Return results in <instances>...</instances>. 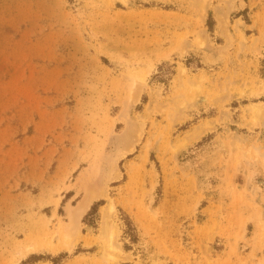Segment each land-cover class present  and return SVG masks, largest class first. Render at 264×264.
I'll return each instance as SVG.
<instances>
[{"label":"rangeland","instance_id":"obj_1","mask_svg":"<svg viewBox=\"0 0 264 264\" xmlns=\"http://www.w3.org/2000/svg\"><path fill=\"white\" fill-rule=\"evenodd\" d=\"M255 105L264 0H0V264H264Z\"/></svg>","mask_w":264,"mask_h":264},{"label":"bare ground","instance_id":"obj_2","mask_svg":"<svg viewBox=\"0 0 264 264\" xmlns=\"http://www.w3.org/2000/svg\"><path fill=\"white\" fill-rule=\"evenodd\" d=\"M223 18V17H222ZM223 22V21H222ZM226 23V21H224ZM225 24H223L224 26ZM254 105V104H253ZM261 105V104H260ZM254 109V108H253ZM255 115H256V118H263L264 116V111L262 110V108H260L259 106L256 107L255 105ZM251 111V110H250ZM254 112V111H253ZM135 131V128L133 130V132ZM137 131V130H136ZM199 133V132H198ZM203 134V133H202ZM133 135V134H131ZM134 136V135H133ZM192 136V135H191ZM194 137V136H192ZM191 137V138H192ZM134 139V138H133ZM127 144V143H126ZM131 148V147H130ZM133 148V147H132ZM88 185V184H87ZM88 188V187H87ZM86 188V189H87ZM95 193L91 190H87L84 198L82 199V202L79 204V206L77 207V212L79 215L83 214L87 208L89 207V205L91 204V202L93 201L94 197H95ZM106 208V207H105ZM110 210L108 211L107 209H104L102 212H103V219H104V224L107 225L108 224V219L110 217V215L112 214V212L114 211V207L111 206L109 208ZM114 214V213H113ZM77 224V223H76ZM110 225V224H109ZM107 229V227H106ZM109 229V228H108ZM71 230V229H70ZM107 236L109 239H111L113 236H114V232H106Z\"/></svg>","mask_w":264,"mask_h":264},{"label":"trees","instance_id":"obj_3","mask_svg":"<svg viewBox=\"0 0 264 264\" xmlns=\"http://www.w3.org/2000/svg\"><path fill=\"white\" fill-rule=\"evenodd\" d=\"M96 209H97V206L95 204L93 206V209L91 210V212L88 214V216L86 218L90 217L93 213H95ZM128 232L131 234V236L135 237V233H133V222H131V225H129V231Z\"/></svg>","mask_w":264,"mask_h":264}]
</instances>
